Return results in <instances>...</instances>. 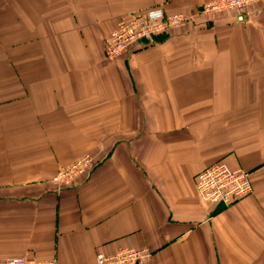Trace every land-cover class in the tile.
<instances>
[{
    "label": "crops",
    "instance_id": "0c3cea01",
    "mask_svg": "<svg viewBox=\"0 0 264 264\" xmlns=\"http://www.w3.org/2000/svg\"><path fill=\"white\" fill-rule=\"evenodd\" d=\"M214 0H0V260L264 264V0L237 23ZM149 10L193 15L114 62L106 39ZM83 156L90 171L51 179ZM225 164L253 194L202 202Z\"/></svg>",
    "mask_w": 264,
    "mask_h": 264
},
{
    "label": "built area",
    "instance_id": "2783aa9c",
    "mask_svg": "<svg viewBox=\"0 0 264 264\" xmlns=\"http://www.w3.org/2000/svg\"><path fill=\"white\" fill-rule=\"evenodd\" d=\"M260 0H214L201 8L207 16L232 13L237 23L246 21L247 11ZM193 22V15L164 14L160 10H149L135 14L118 24L105 41L104 59L114 62L123 57L136 45H151L159 37L179 31ZM92 160L83 156L71 166L60 170L51 179L56 187H65L75 178L89 172ZM250 175L242 170H231L225 164H216L204 169L196 178V192L204 203L222 208L242 201L253 194ZM152 257L148 249H125L112 255L97 254L95 264H147ZM0 264H55L54 260L41 261L24 257L0 260Z\"/></svg>",
    "mask_w": 264,
    "mask_h": 264
}]
</instances>
